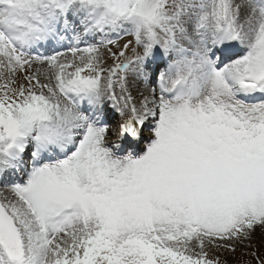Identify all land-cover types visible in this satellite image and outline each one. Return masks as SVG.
Here are the masks:
<instances>
[{
  "label": "snow or ice",
  "instance_id": "6c2138e0",
  "mask_svg": "<svg viewBox=\"0 0 264 264\" xmlns=\"http://www.w3.org/2000/svg\"><path fill=\"white\" fill-rule=\"evenodd\" d=\"M0 264H264V0H0Z\"/></svg>",
  "mask_w": 264,
  "mask_h": 264
},
{
  "label": "rangeland",
  "instance_id": "374dc122",
  "mask_svg": "<svg viewBox=\"0 0 264 264\" xmlns=\"http://www.w3.org/2000/svg\"><path fill=\"white\" fill-rule=\"evenodd\" d=\"M237 256H239V253H237Z\"/></svg>",
  "mask_w": 264,
  "mask_h": 264
}]
</instances>
